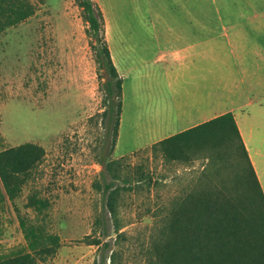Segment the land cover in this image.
I'll return each mask as SVG.
<instances>
[{
  "label": "trees",
  "instance_id": "trees-1",
  "mask_svg": "<svg viewBox=\"0 0 264 264\" xmlns=\"http://www.w3.org/2000/svg\"><path fill=\"white\" fill-rule=\"evenodd\" d=\"M76 2L87 24L90 49L104 72L100 78L105 79L103 111L98 114L103 130L96 148L100 172L92 184L102 201V213L95 220L101 234L88 245L98 247L105 241L102 246L108 256L103 264H118L127 242L136 247L142 264H264V194L230 113L152 145L165 164L203 159L208 166L178 195L146 208L152 222L137 238L121 231L124 194L144 188L149 192L160 184L152 182L142 167L132 168L127 155L111 157L119 131L122 79L110 56L98 3ZM34 11L28 0H0V35L31 18ZM44 157V150L33 143L0 152V237L1 213L10 214L15 200L34 182ZM24 209L27 212L19 214L15 208L16 221L12 220L24 244L1 252L0 264H48L61 246L60 237L51 230L48 199L30 189ZM105 214L114 233L109 241Z\"/></svg>",
  "mask_w": 264,
  "mask_h": 264
},
{
  "label": "rangeland",
  "instance_id": "rangeland-1",
  "mask_svg": "<svg viewBox=\"0 0 264 264\" xmlns=\"http://www.w3.org/2000/svg\"><path fill=\"white\" fill-rule=\"evenodd\" d=\"M28 1L35 9L33 16L0 35V152L33 143L44 150L45 157L34 182L24 188L10 214L1 213L0 253L24 244L12 220L16 221L15 208L19 214L27 212L25 198L35 188L50 202L51 230L61 240L48 264H103L108 256L102 246L105 241L98 247L88 243L101 234L95 220L102 213V201L92 184L100 172L96 148L103 130L98 114L103 111L105 79L100 77L104 72L90 49L87 24L76 0ZM98 1L116 25L124 0ZM200 4L206 8L207 21L217 20V14L242 20L264 10V0H200ZM230 7L236 12H223L222 8ZM151 147L127 155L132 168L142 167L152 182L160 184L149 192L144 188L137 194H124L121 231L132 239L151 225L147 207L178 195L208 166L203 159L165 164ZM126 149L118 147L114 154H126ZM105 217L109 241L114 233ZM127 243L118 264H142L136 247Z\"/></svg>",
  "mask_w": 264,
  "mask_h": 264
},
{
  "label": "crops",
  "instance_id": "crops-1",
  "mask_svg": "<svg viewBox=\"0 0 264 264\" xmlns=\"http://www.w3.org/2000/svg\"><path fill=\"white\" fill-rule=\"evenodd\" d=\"M96 2L122 79L113 157L230 113L264 194V10L207 21L200 0H124L114 25Z\"/></svg>",
  "mask_w": 264,
  "mask_h": 264
}]
</instances>
